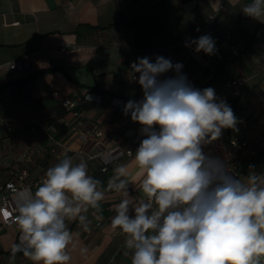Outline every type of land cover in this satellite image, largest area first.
<instances>
[{
  "label": "crops",
  "instance_id": "1",
  "mask_svg": "<svg viewBox=\"0 0 264 264\" xmlns=\"http://www.w3.org/2000/svg\"><path fill=\"white\" fill-rule=\"evenodd\" d=\"M249 2L0 0V185L18 167L27 168L31 179L43 178L69 149L67 156L74 163L87 161L89 175L105 190L101 210L86 213L89 232L78 220L66 221L75 234L68 249L70 264H131L125 236L110 227L114 205L125 197L107 190L114 168L126 164L130 198L134 203L143 198L134 159L141 138L130 115L123 114L129 99L142 98L131 61L162 55L182 62L196 88L212 87L215 92L227 79L246 75L242 98L227 102L240 120L239 131H225L264 145V23L240 12ZM210 15L216 20L207 26ZM204 34L215 39L216 55L191 54L192 48L185 47L186 39ZM234 57L212 82L220 64ZM18 58H27L31 67L12 71L9 63ZM89 93L104 100H85L71 109L64 105L66 98ZM106 161L110 164L103 170ZM250 166L264 173V155ZM250 166L239 179L247 178ZM19 233L18 225H7L0 212V264H33L22 252H12Z\"/></svg>",
  "mask_w": 264,
  "mask_h": 264
},
{
  "label": "clouds",
  "instance_id": "2",
  "mask_svg": "<svg viewBox=\"0 0 264 264\" xmlns=\"http://www.w3.org/2000/svg\"><path fill=\"white\" fill-rule=\"evenodd\" d=\"M240 12L264 23V0H250ZM185 47L207 56L218 51L210 34L186 39ZM183 68L162 55L130 65L142 98L129 99L123 114L140 125L134 159L143 198L134 203L128 165L116 166L107 190L125 198L114 205L110 227L125 236L131 264H264V173L250 166L239 179L226 159L205 152L224 130L238 132L240 120L214 88H196ZM100 184L87 161L74 163L65 154L34 192L17 191L13 254L22 252L33 264H70L75 234L66 221L91 230L86 213L101 210Z\"/></svg>",
  "mask_w": 264,
  "mask_h": 264
},
{
  "label": "built area",
  "instance_id": "3",
  "mask_svg": "<svg viewBox=\"0 0 264 264\" xmlns=\"http://www.w3.org/2000/svg\"><path fill=\"white\" fill-rule=\"evenodd\" d=\"M225 5L221 6V9H225ZM215 15H210L207 19V26L215 23ZM191 54H195L193 49ZM134 61L130 62V65ZM12 71H23L31 67V63L27 58H18L12 60L10 63ZM248 77L246 75H239L231 77L224 82L221 89L216 91L219 98L226 100L227 102L239 101L242 98L243 86L247 83ZM87 96L92 97L91 100L101 101L104 97L101 94L89 93L86 95L77 94L73 98H66L64 105L68 108H74L79 103L88 100ZM138 136L142 139L139 133L140 125L135 123ZM8 129L12 131V127ZM102 131H98L97 135H102ZM205 152H210L214 156H219L222 159H226L229 162V170L238 177L242 174L240 172V164L244 161L253 159L258 153V146L251 143L246 137L228 136L226 131H223V135L218 141H214L211 145L205 147ZM128 154H133V149L127 150ZM68 155L69 149H65L62 155ZM109 162L103 165V170H107ZM41 179H31L30 172L27 168L18 167L15 171L14 177L3 182L0 185V212L3 221L7 225H14L15 216L18 214L16 211L15 193L22 190L24 187H30L32 190L36 188L42 181ZM5 213L8 215L6 216ZM20 235V233H19ZM19 243V239L18 242ZM16 243V244H17Z\"/></svg>",
  "mask_w": 264,
  "mask_h": 264
},
{
  "label": "trees",
  "instance_id": "4",
  "mask_svg": "<svg viewBox=\"0 0 264 264\" xmlns=\"http://www.w3.org/2000/svg\"><path fill=\"white\" fill-rule=\"evenodd\" d=\"M82 27H83V26L78 27V30L81 29ZM85 27H88V26H85ZM88 28H92V27H88ZM234 59H235V57L232 58V59H228V60H226V61H223V62L220 64V66H219V68H218V71H217V73H216V75H215V78L212 80V82H215L219 76H221L222 74H224V72H225V68H226V65H227L228 63H230L231 61H233ZM95 88L98 89L97 86H96ZM202 89H204V88H202ZM263 155H264V145H258V153H257V155H256L253 159H251V160H249V161H244V162H242V163L240 164V166H239V168H240V172H241V173L244 172V170H245V168H246L247 166H250L251 164L257 162V160H258L261 156H263Z\"/></svg>",
  "mask_w": 264,
  "mask_h": 264
},
{
  "label": "snow or ice",
  "instance_id": "5",
  "mask_svg": "<svg viewBox=\"0 0 264 264\" xmlns=\"http://www.w3.org/2000/svg\"><path fill=\"white\" fill-rule=\"evenodd\" d=\"M5 215L7 216L8 214H7V213H5Z\"/></svg>",
  "mask_w": 264,
  "mask_h": 264
}]
</instances>
